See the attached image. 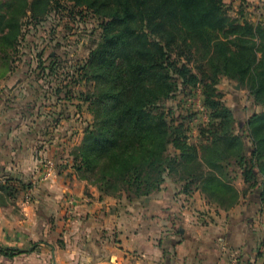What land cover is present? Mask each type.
<instances>
[{
    "label": "clouds",
    "instance_id": "1",
    "mask_svg": "<svg viewBox=\"0 0 264 264\" xmlns=\"http://www.w3.org/2000/svg\"><path fill=\"white\" fill-rule=\"evenodd\" d=\"M208 7L0 0V264H111L114 234L123 264H264V0ZM162 57L200 83L138 78Z\"/></svg>",
    "mask_w": 264,
    "mask_h": 264
},
{
    "label": "trees",
    "instance_id": "2",
    "mask_svg": "<svg viewBox=\"0 0 264 264\" xmlns=\"http://www.w3.org/2000/svg\"><path fill=\"white\" fill-rule=\"evenodd\" d=\"M81 0H77V3L79 4ZM98 0H92V4L97 3ZM208 9L204 13L207 15L212 22V24L216 27V30H222L227 28L228 26H233L238 28V25L233 24V19H230V17L226 16L225 10H224V3L222 0H208ZM115 19V17H114ZM235 32H231L228 34L222 33V40L226 41L228 39V36H235ZM167 59L166 57H162L160 61V67H155L153 65L152 61H149L147 65H135L134 67L138 68L137 76L138 78H143L148 75L150 77H154L155 80L153 81L155 83V86L158 90L164 91H171L173 81L169 78L172 71H175V74L177 77L180 78L181 84L184 85V88L186 86H190L191 88H194L196 84L199 82L197 80H189L187 79L189 75V69L186 68L184 65L177 64L173 68L171 64L167 65L168 71L166 72L164 70V60ZM146 82V81H145ZM178 87V85H176ZM203 94V93H201ZM175 95V93H173ZM216 97H218L216 93ZM203 107L207 108H216L218 109L221 106V102L217 98H213L212 95L205 96L204 100H202ZM224 111H228L227 107L224 106ZM191 114V113H189ZM219 114V113H218ZM254 116L256 114H253ZM249 127L251 128V135L254 138V143L257 145V148L253 151V155H255L256 151H260L264 149V121L260 119H254L250 120ZM252 173H249L251 175ZM262 193H264V189H260ZM147 195V193H145ZM261 199L264 200V194H262Z\"/></svg>",
    "mask_w": 264,
    "mask_h": 264
},
{
    "label": "crops",
    "instance_id": "3",
    "mask_svg": "<svg viewBox=\"0 0 264 264\" xmlns=\"http://www.w3.org/2000/svg\"><path fill=\"white\" fill-rule=\"evenodd\" d=\"M43 150V145H40V147L38 148V152ZM31 185V182H29V186ZM85 195H90L89 192H86ZM249 199H251V196L249 197ZM97 203H99V201H97ZM83 215L85 217H89L94 215V213L92 212H84ZM71 216V213H69L67 216L63 217V219L67 220L69 219V217ZM114 242L116 244L119 245L118 248L115 249V252L110 256V260H111V264H123L124 260L126 259V257H124L123 255H121L120 253H122L124 251V242L122 240L119 239V237L114 234ZM71 255V254H70ZM257 256H259V254H257ZM72 259H74L75 257L72 256Z\"/></svg>",
    "mask_w": 264,
    "mask_h": 264
},
{
    "label": "rangeland",
    "instance_id": "4",
    "mask_svg": "<svg viewBox=\"0 0 264 264\" xmlns=\"http://www.w3.org/2000/svg\"><path fill=\"white\" fill-rule=\"evenodd\" d=\"M223 1V3H224V0H222ZM235 4V0H231V2L229 3V5H228V7H224V10H225V14H226V16H228V17H230V19H233L234 20V18L233 17H231L230 16V13H231V11H232V9H233V5ZM81 11H82V9H81ZM242 11V10H241ZM67 14L70 16V17H72V16H76V15H79L80 14V11H77V8L74 6L73 8H71V9H68L67 10ZM238 15L240 14V12L238 11V13H237ZM200 82H198L196 85H198ZM178 87L180 88V90L183 92L184 91V85L183 84H181V82L178 84ZM187 87V86H186ZM196 87V86H195ZM189 91H190V89H189ZM217 93V95H218V97H219V100H220V102L223 100V95H222V93L221 92H216ZM233 103H235V98H233ZM202 108H204L203 107V104H202V101H201V105H200ZM255 114V113H254ZM240 125H239V123L237 124V127H239Z\"/></svg>",
    "mask_w": 264,
    "mask_h": 264
}]
</instances>
